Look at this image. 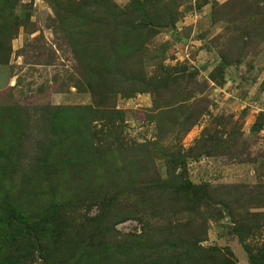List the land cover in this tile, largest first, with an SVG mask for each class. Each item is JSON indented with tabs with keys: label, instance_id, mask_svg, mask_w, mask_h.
I'll return each mask as SVG.
<instances>
[{
	"label": "rangeland",
	"instance_id": "1",
	"mask_svg": "<svg viewBox=\"0 0 264 264\" xmlns=\"http://www.w3.org/2000/svg\"><path fill=\"white\" fill-rule=\"evenodd\" d=\"M0 209V261L264 264V0H0Z\"/></svg>",
	"mask_w": 264,
	"mask_h": 264
},
{
	"label": "trees",
	"instance_id": "2",
	"mask_svg": "<svg viewBox=\"0 0 264 264\" xmlns=\"http://www.w3.org/2000/svg\"><path fill=\"white\" fill-rule=\"evenodd\" d=\"M260 128V126L258 127ZM178 158L181 159L180 154H178ZM171 163V162H170ZM156 186H163L164 187H177V189L180 190V192L183 194L184 199L186 200H191V197H193L194 200H197V198L199 197V191L201 189V187L199 185L193 184L191 183L184 175L178 173L176 175H169L166 178H164L163 180L159 181L157 180V182H155ZM0 212L2 213V210L0 209ZM21 221V217L17 214L13 217L10 218H5V221H3V223L5 224V230L2 231L0 228V235L4 232L5 234L8 235V238L3 237V239L8 242L10 240H17L20 239V237L22 235H24V233L29 232V230L27 228H23L19 226V222ZM2 227V226H1ZM23 232V233H22ZM3 233V234H4ZM198 235V233H197ZM195 236L194 238H191V240L189 241V239H180V238H176L175 237V241L173 240L172 236H169L167 239L170 241L169 245L172 249H180V253L178 255H174L172 254L170 256V259L174 256V257H179V259L176 260H180V261H188L190 264H193L197 261H201L202 262V255L200 257H198V254L200 255L201 252H205V250L201 247V245L199 244V242L201 241V238H198V236ZM16 236V237H15ZM41 236H38V238ZM151 240V238L149 239ZM33 243V242H32ZM31 244V243H30ZM38 244V241H37ZM4 246V245H3ZM8 246V244H7ZM151 248H153V244H150ZM5 248V246H4ZM5 253L1 258L0 264H20L25 258L26 256L17 252L12 253V251L8 250L7 248L4 249ZM175 251V250H173ZM206 251H208L207 257L210 258V260H214L216 255H219V257L217 258L218 263L217 264H222L221 260L224 261V259L226 260V258H224L220 252L222 251L221 248H217V247H209L206 249ZM216 253V254H214ZM211 256V257H210ZM232 256V254H231ZM249 263L253 264L252 262V258L249 256L248 257ZM202 264H212V263H202Z\"/></svg>",
	"mask_w": 264,
	"mask_h": 264
}]
</instances>
